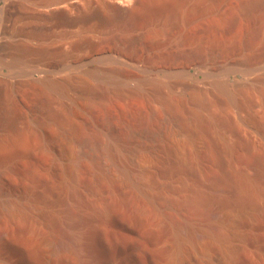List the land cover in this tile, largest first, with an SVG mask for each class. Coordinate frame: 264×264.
I'll return each mask as SVG.
<instances>
[{
  "label": "rangeland",
  "instance_id": "rangeland-1",
  "mask_svg": "<svg viewBox=\"0 0 264 264\" xmlns=\"http://www.w3.org/2000/svg\"><path fill=\"white\" fill-rule=\"evenodd\" d=\"M238 1H228L222 12L235 10ZM14 11L0 36L13 33L20 14L18 8ZM117 26L110 25V31L118 32ZM84 27L74 19L68 23L50 20L37 30L46 44L53 45L54 35L60 31L70 29L77 35ZM194 28L197 32L182 42L176 37L162 42L160 37L144 46L146 40L142 39L138 53L143 65L127 79L130 86L144 77L157 82L161 95L179 102L174 109H164L159 100L140 95L112 102L107 118L86 111L75 118L79 132L113 145L116 164L132 167L138 173L137 185L119 175L96 179L88 163L71 167L69 146L63 157L41 160L33 177L21 168L11 171L0 163V264H264V196L253 198L226 177L229 171L243 169L264 189V65L244 71L240 64L263 46L260 40L245 46L238 28L223 35L210 34L199 23L190 31ZM73 43H64L63 48L72 51L73 60L84 59L77 69L94 65L95 54L109 47L105 40L98 41L91 51ZM141 47H148L147 51ZM209 51L214 56L200 72L191 67L190 75L170 86L176 80L175 73L168 71L177 68L171 59L174 54L176 58L178 53L205 55ZM228 60L239 63L231 65ZM108 64L97 62L98 80H104L101 74ZM0 72L7 73L5 69ZM65 73L60 70L58 75ZM221 82L232 89V100L217 90ZM184 83L201 89L206 105H198ZM53 99L43 105L35 98L23 103L19 97L24 112L16 126L36 129L48 107L58 109L70 102L65 95ZM75 105L80 108L84 104L76 99ZM193 108L204 116L231 121L224 125L215 122L219 144L206 146L204 138L201 143L184 144L180 164L173 152L169 159L162 152L155 159H137L126 151L130 143L159 138L167 127L186 128ZM151 114L155 122L148 117ZM248 114L260 124V131L246 120ZM131 128L141 130L140 137L128 139V145L120 138L114 143L115 132L126 135ZM195 148L201 150L198 158ZM131 161L134 164L128 163ZM21 192L38 193L40 198L33 202ZM6 202L26 207L9 213L4 210Z\"/></svg>",
  "mask_w": 264,
  "mask_h": 264
},
{
  "label": "bare ground",
  "instance_id": "bare-ground-1",
  "mask_svg": "<svg viewBox=\"0 0 264 264\" xmlns=\"http://www.w3.org/2000/svg\"><path fill=\"white\" fill-rule=\"evenodd\" d=\"M14 1L3 0L0 5V34L4 33L6 22L11 20L14 9L20 10L13 33L6 38L0 36V69L7 72L6 74L0 72V163L7 164L8 170L11 171L21 168L26 175L32 177L36 165L41 160L61 158L67 154L65 148L69 146L72 150L71 167L78 168L83 163H88L96 179L110 180L119 175L125 180L134 181L137 185L138 173L136 174L128 165L116 164L115 150L110 142L84 135L74 123L76 117L86 112L94 116L103 114L107 118L108 106L118 99L124 100L127 97L141 95L159 100L164 109L167 107L174 109L179 105V102L171 97L161 95L160 85L151 79L139 78L133 86L128 85L127 79L132 71L143 65L141 54L138 53V45L142 39L146 40L144 46L156 43L160 37L162 42L175 37L178 42H182L197 32L196 28L190 31L191 26L195 27L197 23L202 24L208 33L216 35H223L238 28L245 46L253 44L256 40H260L263 46L259 52L241 60L240 64L243 65L244 71L262 68L264 65V0H239L236 9L229 13L222 12V8L230 0H126V4L124 0ZM63 19H66V22ZM71 19L85 25L77 35L70 29L60 31L54 35L53 45L46 44L40 37L37 28L41 23L50 20L68 23ZM109 24L118 25V32L110 31ZM101 40L109 42V47L99 50L95 54L96 63L85 69H77L84 61L83 58L73 60L72 51H65L63 48L64 43L70 44L74 41V47L91 51V48ZM148 47L141 48L147 51ZM174 56L175 54L171 59L177 68L168 70L176 75V80L170 82L171 87L186 75H190L191 67L197 73L200 72L214 55L209 51L205 55L190 52L178 53L176 58ZM177 58H181V61ZM101 60L109 63L103 67L101 76L104 80L97 79L100 68L97 62ZM228 61L231 65L239 63ZM60 70H65V75L59 76ZM184 84L190 88V94L198 105H206L201 89L188 83ZM217 88L227 99L232 100V89L222 82L217 84ZM43 93L50 94L52 98L45 97ZM62 95L69 97V104L65 103L58 109L48 107L42 123L36 129H31L30 126L23 128L16 126V120L24 112L20 105L22 103L18 102L21 100H18L19 97L23 103H29L35 98L37 102L47 105L54 101L53 97L57 99ZM262 98L264 99V93ZM76 99L83 101V107H76ZM148 117L151 118V122H155L154 114ZM135 120H138L137 116ZM246 120L260 131V124L251 115L248 114ZM186 121L188 123L186 128L167 127L159 138L139 141L135 145L129 144L127 140L140 137L141 130L131 128L126 135L117 131L114 143L117 144L119 138L123 139L127 145L129 144L126 151L134 154L137 159H155L163 153L165 158L169 159L173 152L176 163L180 164L182 161L180 150H183L184 144L201 143L204 138V145H215L214 142L220 139L214 130L215 122L223 125L231 122L227 117L204 116L197 108L190 111ZM200 151L199 148L193 150L195 158L200 157ZM160 152L162 154H159ZM21 160L24 165L20 164ZM128 163L134 164L132 161ZM227 175L233 185L247 190L253 198L264 196V189L245 170H232L227 172ZM21 193L23 197L33 202L40 198L38 193ZM22 207H26V204L6 202L4 210L12 213ZM63 246L68 247L67 244Z\"/></svg>",
  "mask_w": 264,
  "mask_h": 264
}]
</instances>
